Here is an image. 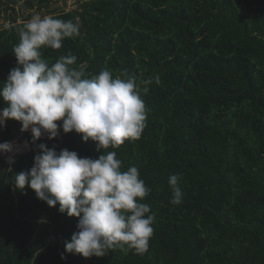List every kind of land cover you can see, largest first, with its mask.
<instances>
[{"label": "trees", "instance_id": "1", "mask_svg": "<svg viewBox=\"0 0 264 264\" xmlns=\"http://www.w3.org/2000/svg\"><path fill=\"white\" fill-rule=\"evenodd\" d=\"M49 15L80 28L61 49H41L50 64L70 54L87 77L108 69L153 78L142 94L146 127L138 140L105 150L75 131L35 145L25 133L31 148L0 177V264H264V0H89ZM31 17L14 15L0 27V87L18 66V29ZM21 126L7 120L0 143L15 140ZM40 143L93 159L115 151L123 170L138 168L151 189L141 202L155 214L147 252L65 251L78 218L14 187ZM172 174L180 177L179 205L170 203Z\"/></svg>", "mask_w": 264, "mask_h": 264}, {"label": "clouds", "instance_id": "2", "mask_svg": "<svg viewBox=\"0 0 264 264\" xmlns=\"http://www.w3.org/2000/svg\"><path fill=\"white\" fill-rule=\"evenodd\" d=\"M18 31L20 42L13 48L18 66L0 87L7 105L0 109V127L7 120L20 122L21 132L31 131L33 145L44 135L49 140L58 137L61 129L65 134L75 131L84 142H97L98 150L141 137L147 121L142 94L149 92L153 78L138 81L126 70L123 77H114L108 69L87 77L82 66L73 67L77 58L70 54L50 64L42 58V48L61 49L65 38L80 35L79 25L71 20L36 13ZM154 79L159 84V76ZM28 147V142L22 146L4 142L0 154L12 165L15 153ZM37 147L33 166L15 174L14 187L22 191L27 186L49 207L59 204L61 214L78 218L77 231L65 241L67 253L90 258L116 248L147 252L155 214L141 202L151 189L136 166L123 170L115 151L93 159L68 149L57 153L44 143ZM179 178L169 177L173 205L183 198Z\"/></svg>", "mask_w": 264, "mask_h": 264}, {"label": "rangeland", "instance_id": "3", "mask_svg": "<svg viewBox=\"0 0 264 264\" xmlns=\"http://www.w3.org/2000/svg\"><path fill=\"white\" fill-rule=\"evenodd\" d=\"M2 1H5L6 4L2 5ZM28 0H18L17 3L14 2V0H0V27H4V24L7 23L8 25L11 23V20L14 15L18 17V21H22L27 16H33L36 13L41 14V16L49 15L52 12H58V11H69L73 9L79 8L84 2L89 0H31L30 3L27 2ZM44 1V2H43ZM15 6L16 10H13L9 8L8 6ZM32 6V7H31ZM0 128H4L0 127ZM25 133H31V131L22 132L20 135L13 140L17 145L22 146L25 142L29 141L27 140V136ZM58 137L53 138V140H56ZM31 148V144L29 143V147L25 150H22L19 153H23L28 151ZM19 153H15L19 154ZM1 157L6 161V156L4 154H0ZM9 165L8 163H6Z\"/></svg>", "mask_w": 264, "mask_h": 264}, {"label": "water", "instance_id": "4", "mask_svg": "<svg viewBox=\"0 0 264 264\" xmlns=\"http://www.w3.org/2000/svg\"><path fill=\"white\" fill-rule=\"evenodd\" d=\"M6 167H7V164H6V162L2 159V157H1V155H0V177H1V173H2L3 171H5Z\"/></svg>", "mask_w": 264, "mask_h": 264}, {"label": "flooded vegetation", "instance_id": "5", "mask_svg": "<svg viewBox=\"0 0 264 264\" xmlns=\"http://www.w3.org/2000/svg\"><path fill=\"white\" fill-rule=\"evenodd\" d=\"M3 159V158H2ZM2 174V173H1Z\"/></svg>", "mask_w": 264, "mask_h": 264}]
</instances>
